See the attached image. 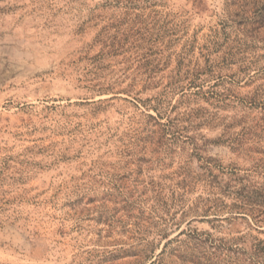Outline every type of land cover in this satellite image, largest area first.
I'll use <instances>...</instances> for the list:
<instances>
[{
	"label": "rangeland",
	"instance_id": "374dc122",
	"mask_svg": "<svg viewBox=\"0 0 264 264\" xmlns=\"http://www.w3.org/2000/svg\"><path fill=\"white\" fill-rule=\"evenodd\" d=\"M263 243L264 0H0V264Z\"/></svg>",
	"mask_w": 264,
	"mask_h": 264
},
{
	"label": "trees",
	"instance_id": "16d2710c",
	"mask_svg": "<svg viewBox=\"0 0 264 264\" xmlns=\"http://www.w3.org/2000/svg\"><path fill=\"white\" fill-rule=\"evenodd\" d=\"M148 117H149L150 119L155 120V124H156L157 126H160V127H163V128H165V127L167 126V124H165V123H161V122H158V121L156 120V119H160V117H159L158 115L156 116L157 118H154L153 116H150V115H149ZM156 121H157V122H156ZM193 239H194V238H193ZM195 240H197L198 242H204V241H203L201 238H199V237H195ZM261 243H262V242H259L258 245L261 244ZM263 245H264V243H263ZM165 246H166V245H165ZM165 246H164V247H165ZM211 246H212V245H211ZM214 247H215L214 249L219 248V247H217V246H215V245H214ZM258 252L260 253L258 256H262L263 253H261L260 250H258L256 253H258ZM162 253H163V250L160 252V255H161ZM256 253H255V254H256ZM263 257H264V256H263ZM160 259H161V258H159V257H158V258H155V260H153L150 264H160V261H161Z\"/></svg>",
	"mask_w": 264,
	"mask_h": 264
}]
</instances>
